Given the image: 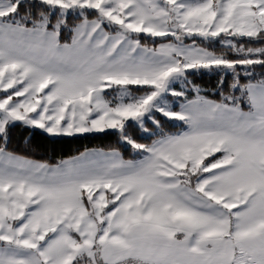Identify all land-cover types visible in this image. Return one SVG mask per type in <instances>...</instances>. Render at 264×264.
Instances as JSON below:
<instances>
[{"label":"crops","instance_id":"0c3cea01","mask_svg":"<svg viewBox=\"0 0 264 264\" xmlns=\"http://www.w3.org/2000/svg\"><path fill=\"white\" fill-rule=\"evenodd\" d=\"M111 1L152 29L149 35L176 27L166 0ZM13 9L0 0V17ZM210 57L194 45L146 48L95 20L79 23L68 44H60L54 31L0 22V70L15 68L30 88L47 89L71 105L98 97L106 104L108 91L155 83L182 69L183 60L201 65ZM247 93L249 111L200 97L181 102L176 113L185 129L156 140L136 161L88 150L52 166L0 149V191L10 192L19 209L23 198H31L25 212H16V232L35 240L28 246L0 241V264H74L86 230L92 231L89 197L115 192L117 202L103 212L112 234L138 226L182 241L230 240L243 252L264 253V85L251 84ZM215 153L219 161L210 166L204 160L206 168L192 178L195 188L178 178L177 163Z\"/></svg>","mask_w":264,"mask_h":264},{"label":"rangeland","instance_id":"374dc122","mask_svg":"<svg viewBox=\"0 0 264 264\" xmlns=\"http://www.w3.org/2000/svg\"><path fill=\"white\" fill-rule=\"evenodd\" d=\"M6 1L12 3V0ZM21 1L25 0H17ZM52 2L55 7L62 6L64 13L76 6L87 7L98 11L108 23L126 25L132 33L153 32L152 29L146 28V25H138L125 9L116 7L111 0H52ZM166 2L168 3L162 1L167 9L171 10L169 17L171 22H176V27H172L168 33H156L155 36L158 37L168 35L214 37L221 34H229L232 37H256L264 32V0H166ZM114 6L119 11L116 10L114 13ZM46 20L47 18L44 22ZM229 43L233 42L227 41V44ZM210 59L212 62L208 61L201 65L183 60L180 68L188 67L192 70L200 66L218 67L222 64L217 58L216 61L212 57ZM178 71L181 72L179 69L164 73L155 83L138 82L136 85L125 86L122 90L108 91L110 101L106 104L98 97L99 102L96 103L92 99L91 102L85 100L80 104L71 105L58 102L47 89L30 88L24 75L15 68H3L0 70V96L5 97L0 98V136L5 134L10 124L22 120L55 137L121 131L131 121L145 129L146 120L157 123L154 115L156 113L167 119L176 120L178 118L174 107L180 104L177 98L183 93L178 92L175 86L186 80L183 74L177 73ZM140 88L150 90L139 91ZM124 142L138 148L129 140ZM216 156V153L209 154L201 160L197 158L177 163L175 169L178 178L189 185L192 178L206 168L207 165L203 166V161L214 157L216 159L210 164L214 166L219 161ZM9 195L10 192L0 191V241L20 242L23 246L34 244V239L27 241L16 232L18 223L16 212L18 214L25 212L31 198L28 197L27 200L23 198L19 209L13 204L12 198L9 201ZM117 200L116 192L114 197L103 193L94 198L89 197L88 206L92 218H89L91 224L88 226L92 227V231L86 230L85 240L78 248L81 251L75 259L77 264H126L127 261L131 264H264L263 252L246 250L243 252L235 248L230 240L207 243L192 239L182 241L173 237L171 233L167 236L163 232H152L138 226H133L121 234H112L108 225L109 218L103 212L106 213Z\"/></svg>","mask_w":264,"mask_h":264},{"label":"trees","instance_id":"16d2710c","mask_svg":"<svg viewBox=\"0 0 264 264\" xmlns=\"http://www.w3.org/2000/svg\"><path fill=\"white\" fill-rule=\"evenodd\" d=\"M14 9L0 17V22L27 28H44L58 34L60 44L72 41L76 26L85 20L100 22L108 32H121L129 35L140 45L155 49L164 43L194 45L207 51L216 61L222 62L218 67L200 66L195 69H180L186 78L175 89L182 92L178 101L204 98L216 103L250 110L247 87L251 84L264 85V32L256 37H232L229 34L208 37L194 35L163 37L149 34L132 33L126 25H116L105 21L101 14L91 8L75 7L64 13V8L55 7L39 0H12ZM47 20L44 22V19ZM227 41L233 42L227 44ZM184 70V71H183ZM187 87V89H186ZM150 88H140L148 91ZM180 104L174 107L178 112ZM157 123L145 121V129L134 122H128L121 131H107L91 135L72 137H55L27 122H13L0 136V149L26 159L47 165H57L88 150L116 151L126 161H136L143 157L146 149L160 138L176 134L185 129V123L179 119H167L161 114H154ZM124 140L136 144L134 148ZM217 158L219 155L216 156ZM216 158L205 160L211 164ZM191 188L196 183H190ZM75 262L74 264H77ZM131 264V262H126ZM137 264V263H133Z\"/></svg>","mask_w":264,"mask_h":264}]
</instances>
